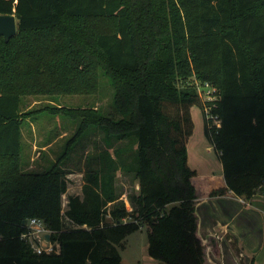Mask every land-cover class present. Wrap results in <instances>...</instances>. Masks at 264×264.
Segmentation results:
<instances>
[{
    "label": "trees",
    "instance_id": "obj_1",
    "mask_svg": "<svg viewBox=\"0 0 264 264\" xmlns=\"http://www.w3.org/2000/svg\"><path fill=\"white\" fill-rule=\"evenodd\" d=\"M0 13L18 20L9 41L0 34V264H125L118 246L143 225L152 257L215 264L209 250L219 257L221 245L201 236L198 203L250 198L264 185V0H0ZM102 70L120 117L51 110L84 116L79 133L96 125L106 143L83 196L70 197L77 226H65L61 160L43 170L22 160V127L35 111L24 110L25 97L94 93ZM197 82L218 90L219 127L209 124ZM195 105L222 177L189 163ZM120 171L138 179L131 212L116 204ZM30 217L55 231L58 252L35 253L21 239Z\"/></svg>",
    "mask_w": 264,
    "mask_h": 264
},
{
    "label": "rangeland",
    "instance_id": "obj_2",
    "mask_svg": "<svg viewBox=\"0 0 264 264\" xmlns=\"http://www.w3.org/2000/svg\"><path fill=\"white\" fill-rule=\"evenodd\" d=\"M100 74V86L94 93L76 92L25 97L24 110L35 111L22 127L23 163L27 164L28 170H43L61 160L60 166L65 171L67 180V190L62 194V210L66 213L70 197L83 196L86 173L98 170L101 166L100 158L106 143L104 132L96 125L89 126L79 133L82 130L84 116L73 117L51 110L58 106L79 111L97 109L106 115L115 114L120 117L113 104L115 89L112 82L103 70ZM41 109L45 111H38ZM192 109L195 121V132L190 139L192 160L198 162L202 158L204 159L202 161L206 162V170L218 169L216 167L220 164L219 150L207 136L204 111L198 105ZM205 168L203 167V171ZM116 186L120 196L116 204L125 206L129 212L134 211L132 196L139 189L136 174L120 171L116 178ZM112 206L114 204H109L108 209ZM66 213L63 214L62 211L65 226H77ZM107 220L112 222L114 218L109 214L106 216ZM118 249L125 264H168L151 256L146 225L128 235L124 246L119 245Z\"/></svg>",
    "mask_w": 264,
    "mask_h": 264
},
{
    "label": "crops",
    "instance_id": "obj_3",
    "mask_svg": "<svg viewBox=\"0 0 264 264\" xmlns=\"http://www.w3.org/2000/svg\"><path fill=\"white\" fill-rule=\"evenodd\" d=\"M188 151L189 163L199 173L224 176L220 151L218 169L210 170H206L202 158L193 162L190 141ZM197 212L201 236L207 240L210 235H216L221 245L219 257L209 250V257L215 264H264V185L250 198L239 195L207 197L198 203Z\"/></svg>",
    "mask_w": 264,
    "mask_h": 264
},
{
    "label": "built area",
    "instance_id": "obj_4",
    "mask_svg": "<svg viewBox=\"0 0 264 264\" xmlns=\"http://www.w3.org/2000/svg\"><path fill=\"white\" fill-rule=\"evenodd\" d=\"M198 91L205 101V112L210 126L219 127L220 116L212 111L213 108L217 107V88L206 82L205 84H198ZM205 96L206 98H204ZM62 211L63 214L66 213L65 210ZM25 225L27 229L21 234V239L30 246L33 252L42 254L59 251V242L53 238L55 231L48 226L44 219L30 217ZM47 234H50L51 237L47 238Z\"/></svg>",
    "mask_w": 264,
    "mask_h": 264
},
{
    "label": "water",
    "instance_id": "obj_5",
    "mask_svg": "<svg viewBox=\"0 0 264 264\" xmlns=\"http://www.w3.org/2000/svg\"><path fill=\"white\" fill-rule=\"evenodd\" d=\"M17 17L15 14H1L0 13V34L5 37L6 41H9L17 33ZM27 223V219L24 220V224ZM50 238V234L46 235Z\"/></svg>",
    "mask_w": 264,
    "mask_h": 264
}]
</instances>
